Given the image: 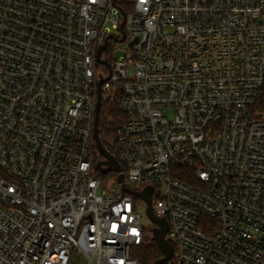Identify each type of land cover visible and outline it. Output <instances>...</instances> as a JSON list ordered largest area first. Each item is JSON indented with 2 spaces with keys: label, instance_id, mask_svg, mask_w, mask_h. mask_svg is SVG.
<instances>
[{
  "label": "built area",
  "instance_id": "obj_1",
  "mask_svg": "<svg viewBox=\"0 0 264 264\" xmlns=\"http://www.w3.org/2000/svg\"><path fill=\"white\" fill-rule=\"evenodd\" d=\"M99 96L121 172L95 160ZM120 174L153 189L164 264H264V0H0V264H138Z\"/></svg>",
  "mask_w": 264,
  "mask_h": 264
},
{
  "label": "water",
  "instance_id": "obj_2",
  "mask_svg": "<svg viewBox=\"0 0 264 264\" xmlns=\"http://www.w3.org/2000/svg\"><path fill=\"white\" fill-rule=\"evenodd\" d=\"M105 47H103L100 52L99 56L101 55L102 51ZM103 82H100V85ZM102 106V101L99 96L97 101V107H96V124H95V138L98 146L99 152L104 157V161L100 162L98 164V169L102 174H108L110 172H121L122 168L118 161L115 159V157L106 149L104 144L101 141L100 134H99V127H98V120H99V114L100 109ZM106 166V167H104ZM118 181L122 184L123 191L125 193L131 194L135 196L136 198H140L147 204V215L152 221V223L155 225V228L153 229V241H156L159 245V248L163 254V257L160 258L158 261H156L154 264H164L165 262L169 261L172 258L173 255V247L171 244V241L167 239V232H168V224L167 221L163 218H158L152 210V188L148 187L144 191L138 192L134 191L127 187V185L124 182V176L122 174L119 175Z\"/></svg>",
  "mask_w": 264,
  "mask_h": 264
},
{
  "label": "trees",
  "instance_id": "obj_3",
  "mask_svg": "<svg viewBox=\"0 0 264 264\" xmlns=\"http://www.w3.org/2000/svg\"><path fill=\"white\" fill-rule=\"evenodd\" d=\"M125 120L126 117L121 111L119 100L102 105L98 120L99 134L102 143L109 151L116 138L118 128ZM95 160L97 164L104 160L99 151L95 155ZM192 175L193 173L186 170L183 172V175L177 176L185 182L192 183ZM152 239L153 236L148 237L145 243L134 250L133 256L138 264H154L163 257L158 243Z\"/></svg>",
  "mask_w": 264,
  "mask_h": 264
},
{
  "label": "rangeland",
  "instance_id": "obj_4",
  "mask_svg": "<svg viewBox=\"0 0 264 264\" xmlns=\"http://www.w3.org/2000/svg\"><path fill=\"white\" fill-rule=\"evenodd\" d=\"M120 56H121V53L116 54L117 59ZM112 180H113V178H111V177H108L107 179H105L104 186L109 190L114 187ZM157 195H158V193H156L154 195V199L157 198ZM144 224L147 227L149 235H152L151 229H153L154 224L153 223L151 224V220L148 217H144ZM70 264H87V261L77 250H75V252L72 255V259H71Z\"/></svg>",
  "mask_w": 264,
  "mask_h": 264
}]
</instances>
